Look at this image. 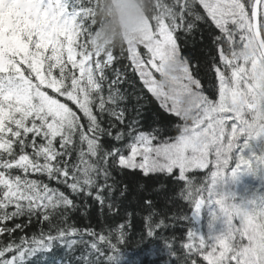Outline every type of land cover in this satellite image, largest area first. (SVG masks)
<instances>
[{
    "label": "snow or ice",
    "instance_id": "6c2138e0",
    "mask_svg": "<svg viewBox=\"0 0 264 264\" xmlns=\"http://www.w3.org/2000/svg\"><path fill=\"white\" fill-rule=\"evenodd\" d=\"M95 6L96 0H0V223L35 218L48 229L17 241L12 233L26 224L0 227L8 234L0 241V264H57L58 247L66 256L82 249L77 264H112L132 234V213L123 209L121 220L114 196L125 195L113 176L125 168L144 176L178 169L174 178L183 184L176 198L197 220L209 210L208 237L189 227L180 254L158 230L190 225L192 216L141 201V239L162 236L172 264H197L199 256L207 264H264V196L238 205L220 190L242 175L264 179V148L256 154L254 146L264 139V0H157L140 40L108 51L91 43ZM204 26L213 33L206 69L218 99L205 94L179 43L194 42ZM128 68L182 121L178 135L142 130L139 108L133 114L122 106ZM210 165L200 183L187 175ZM39 177L91 197L116 223L99 235L67 223L74 200Z\"/></svg>",
    "mask_w": 264,
    "mask_h": 264
},
{
    "label": "trees",
    "instance_id": "16d2710c",
    "mask_svg": "<svg viewBox=\"0 0 264 264\" xmlns=\"http://www.w3.org/2000/svg\"><path fill=\"white\" fill-rule=\"evenodd\" d=\"M201 34L203 40L200 39ZM212 36L213 33L206 27H202L196 33L195 41L191 39L185 43L184 40H180L179 43L182 47V55L188 56L194 63L192 65L193 74L198 76L201 80V84L205 89V94L210 96L217 93V87L213 85L216 83L210 72H207L206 65L209 58V54L212 49ZM141 51L143 49L141 48ZM127 61H121L120 65L123 67ZM127 82L121 85L122 91L125 92L127 100L124 102L130 112L135 114L137 108L141 113L140 120L142 124V130L158 129L161 136L167 138L169 136L178 135L176 125L182 123L179 118L171 115L165 109L160 106V102L147 91L139 80V76L128 68ZM50 94L56 95L52 90H48ZM217 98V97H216ZM63 97L61 100L63 101ZM75 110V106H72ZM177 172H173L171 176L164 173H155L144 176L143 173L137 170L122 169L113 173L116 180L117 193L123 189L125 192L124 197H119L114 194L115 198L121 201L122 211L120 218L123 220L124 211L132 213L129 219L131 220V235L125 244L120 245V253L113 257L112 264H172V258L174 254L169 253L166 245V240L159 235L169 237L173 246L176 247L177 252L183 254L185 249L179 247L182 243L187 242V230L188 228H195V222L192 218V223L188 225L187 222L175 223L174 227H169L167 230H158V236L141 239V235L146 227L143 216L144 212L141 208V201L144 198H150L154 205L163 210L165 213L170 214H189L192 216L194 209H190L187 202L176 198V194L179 192L183 182H177L175 176ZM205 172H189L187 175L193 178L196 183L202 182L207 175ZM37 178V177H33ZM43 179L45 183H49L50 187H58L61 191H64L69 198L74 200L77 205L74 211L69 214L67 223L78 227L80 229L93 228L97 231V234H101V229H104L103 234H107L108 224L114 225L116 223L111 217L106 214H101L98 209V205L91 198L86 199L76 197L71 194V191L63 185H57L54 181H48L46 177H39ZM127 186L126 188L124 186ZM22 223L27 226L24 227L21 232L17 229L12 233V237L17 239L20 236L31 237L33 235H39L41 228L47 231V222L38 221L33 218L30 222L26 217L18 218L15 221H7L0 223V227H4L5 224L9 227L14 223ZM8 236L7 233L0 234V241L5 240ZM101 247H105L101 245ZM105 250H107L105 248ZM81 250L76 251L72 256H66L65 249L56 248L55 259L57 264H60L61 259L64 260V264H68L71 259V264H77L75 256H79ZM197 259V264H200V260Z\"/></svg>",
    "mask_w": 264,
    "mask_h": 264
},
{
    "label": "clouds",
    "instance_id": "9594fccd",
    "mask_svg": "<svg viewBox=\"0 0 264 264\" xmlns=\"http://www.w3.org/2000/svg\"><path fill=\"white\" fill-rule=\"evenodd\" d=\"M156 3L157 0H96L93 48L118 50L130 42H138Z\"/></svg>",
    "mask_w": 264,
    "mask_h": 264
},
{
    "label": "rangeland",
    "instance_id": "374dc122",
    "mask_svg": "<svg viewBox=\"0 0 264 264\" xmlns=\"http://www.w3.org/2000/svg\"><path fill=\"white\" fill-rule=\"evenodd\" d=\"M153 72H154V75H156L157 79H160L159 74L155 73L154 70H153ZM216 97L218 99V86H217ZM254 146H255L256 154H260V149L264 148V139H261L258 142H254ZM251 154H252V150L245 152V155H251ZM141 159L142 158L138 156L136 158V161L140 162ZM211 167L212 166L210 165L208 169L195 170V171H197V172L204 171V172H206L205 175L208 176L210 171H211ZM131 170H133V171L137 170V171L143 173L142 170H140V169H131ZM174 171L178 173V169H174ZM195 171H193V172H195ZM150 174H155V173H150ZM220 190L223 191L226 195L233 196L234 197V200H233L234 203H236L238 205H242L246 201L252 199L254 196H264V179H262L261 177H258V176H253V175H242L240 177L239 181L233 183L229 180L223 186V188ZM211 211L217 212V214H219L218 213V206L213 204L211 206ZM192 218L194 219V222L196 225L194 229L198 230L201 235H203L204 237L207 238L209 235V227H208L209 221H210L209 210H207V209L202 210L201 218L199 220H197L193 214H192ZM222 230H223V225L217 224L216 225L217 233H219ZM196 258H198L200 260V262H201L200 264H207V261H204L202 256H199Z\"/></svg>",
    "mask_w": 264,
    "mask_h": 264
}]
</instances>
